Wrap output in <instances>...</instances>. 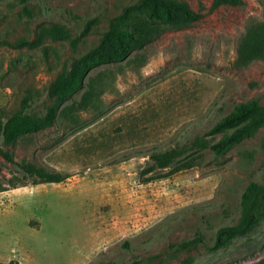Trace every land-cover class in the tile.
Returning <instances> with one entry per match:
<instances>
[{"label": "rangeland", "instance_id": "1", "mask_svg": "<svg viewBox=\"0 0 264 264\" xmlns=\"http://www.w3.org/2000/svg\"><path fill=\"white\" fill-rule=\"evenodd\" d=\"M137 1L0 0V111L10 116L25 100L27 112L47 111L52 84L94 53L110 19ZM180 1L200 19L149 38L139 54L145 65L134 54L94 69L89 78L99 84V96L87 110L0 142V186L7 189L0 192L1 264L264 259V221L217 254L203 245L173 247L199 231L211 245L219 227L240 221L248 184L264 185V125L222 156L209 152L196 166L147 183L142 175L151 150L203 135L240 103L257 99L264 107V59L236 66L247 26L263 18L262 0ZM3 151L18 163L70 177L34 185ZM126 241L131 251L121 248Z\"/></svg>", "mask_w": 264, "mask_h": 264}, {"label": "trees", "instance_id": "2", "mask_svg": "<svg viewBox=\"0 0 264 264\" xmlns=\"http://www.w3.org/2000/svg\"><path fill=\"white\" fill-rule=\"evenodd\" d=\"M240 2L241 0H216L215 4ZM262 4L263 18L252 21L239 41L237 67H246L264 59V0ZM199 19L200 15L193 11L188 3L180 0H138L125 7L119 15L110 19L108 30L103 34L97 50L87 57L76 60L71 70L52 84L49 96L54 102L47 111L40 115L27 112L26 109L30 107L28 100L23 101V110L10 116L6 117L0 111V142L10 144L27 138L56 126L61 117L68 118L78 111L87 110L99 96V84L89 78L94 69L124 62L134 54L135 58L140 59L139 54L144 50L149 38L168 29L186 28ZM140 60L142 65L147 62L146 59ZM263 125L264 107L259 100L252 99L240 103L203 135L170 148H156L147 153L146 157L150 163L142 172V175L148 176L145 182L190 169L209 152L217 157L222 156ZM229 129L233 131L229 133ZM217 135H222L218 141L207 138ZM3 155L30 178L34 185L59 184L70 177L36 165L18 163L8 151H3ZM12 186L18 187L16 184ZM6 190V187L0 186V192ZM241 207L240 221L237 224L219 227L215 232L213 244L207 245L205 235L199 231L196 237L172 246L177 250H183L203 245L210 254H217L230 248L236 240L250 236L264 221V185L257 182L249 183L242 194ZM122 247L132 250L129 241ZM153 257H148V262ZM142 260L134 259L124 264H141ZM257 264H264V259Z\"/></svg>", "mask_w": 264, "mask_h": 264}]
</instances>
